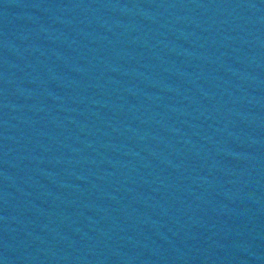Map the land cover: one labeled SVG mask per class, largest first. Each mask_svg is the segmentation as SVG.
I'll list each match as a JSON object with an SVG mask.
<instances>
[{"label": "water", "instance_id": "95a60500", "mask_svg": "<svg viewBox=\"0 0 264 264\" xmlns=\"http://www.w3.org/2000/svg\"><path fill=\"white\" fill-rule=\"evenodd\" d=\"M0 264H264V0H0Z\"/></svg>", "mask_w": 264, "mask_h": 264}]
</instances>
